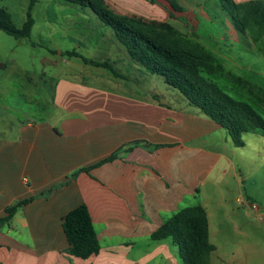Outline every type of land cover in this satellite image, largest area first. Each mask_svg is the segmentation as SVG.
Returning a JSON list of instances; mask_svg holds the SVG:
<instances>
[{"label": "crops", "instance_id": "crops-1", "mask_svg": "<svg viewBox=\"0 0 264 264\" xmlns=\"http://www.w3.org/2000/svg\"><path fill=\"white\" fill-rule=\"evenodd\" d=\"M106 1L114 8H153L162 16L166 10L175 16L170 21L167 16L169 25L181 32L185 8L204 6L203 0H172L183 9L177 12L170 0ZM227 26L217 38L203 37L221 52L230 33L238 48L246 44L252 54L264 56L260 42H250L228 17ZM3 35L0 30V219L7 208L33 201L0 225V264H182L172 239L151 236L175 213L196 205L207 212L215 246L211 264H264V216L253 214L251 205L261 214L264 207L245 191L237 147L226 129L179 92L150 86L146 78L153 74L131 60L118 41L137 74L135 83L113 59L97 62H109L118 76L60 51L62 63L76 59L108 72L89 81L83 71L60 74L53 87L44 69L27 68L35 55L23 39L6 47ZM234 203L247 213L235 211ZM82 204L101 246L87 259L69 254L63 229L64 217Z\"/></svg>", "mask_w": 264, "mask_h": 264}, {"label": "trees", "instance_id": "trees-1", "mask_svg": "<svg viewBox=\"0 0 264 264\" xmlns=\"http://www.w3.org/2000/svg\"><path fill=\"white\" fill-rule=\"evenodd\" d=\"M39 0H30L27 19L21 28L15 26L12 15L0 8V30L17 40L30 38L35 20L32 10ZM89 7L110 27L131 60L152 74L162 76L169 87L177 90L193 107L227 130L234 145L245 146L243 137L257 134L264 138V88L227 69L216 55L199 42L183 36L169 24H157L123 15L105 6V0H65ZM172 9L183 12L175 1ZM220 7L234 29L249 34L255 44L264 38V0L236 3L219 0ZM86 64L110 69L109 62L91 61L75 51ZM224 84H221V83ZM115 156L81 171L89 172ZM33 198L25 199L6 209L0 225L9 223L13 215ZM63 229L70 244L69 254L87 259L98 254L101 246L89 209L85 204L70 211L63 220ZM152 240L172 239L179 249L182 264H211L215 246L210 242L207 212L201 205L181 209L167 219L151 236Z\"/></svg>", "mask_w": 264, "mask_h": 264}, {"label": "rangeland", "instance_id": "rangeland-1", "mask_svg": "<svg viewBox=\"0 0 264 264\" xmlns=\"http://www.w3.org/2000/svg\"><path fill=\"white\" fill-rule=\"evenodd\" d=\"M203 1L204 6L201 8L199 6L185 8L187 12H190L185 13V17L181 20L183 23L179 21L185 29L184 32L180 31V33L190 40L199 42L208 50L211 49V52L217 53L218 55H216L222 60L227 69L264 88V56H260L258 53L252 54L246 44L242 47L245 50L241 46L238 48L233 43V37L230 33L226 34L225 37L228 42L226 46H223L227 50H222L221 52L216 44H212L206 39V37H219L223 30L227 31L228 26L227 16L222 11L219 0ZM105 3V6L119 14L135 16L157 24H169L168 19L169 21L174 20L173 17H175L168 16L169 14L166 10L163 11L164 15L162 16L153 8H114L107 1ZM29 4L30 0H0V8H5L10 12L15 26L18 28H21L27 19ZM83 7L80 4L70 3L65 0L38 1L31 12L35 20L31 36L23 39L26 43L25 47L32 49L33 55H35L33 62L30 61L29 64L26 62L28 64L27 68L31 71L44 69L51 77L53 87L60 74L71 77L83 71L82 74L84 76L82 78L89 81L97 72L106 70L87 66L84 62L76 59L67 58V64L59 61L58 53L60 51L73 50L94 61L115 60V66L121 69L122 73L128 75L127 78L131 81L129 83H135L137 74L129 68V63L123 58L124 53L114 38L113 30L99 25L96 16L89 9ZM202 11L207 13L213 19V22L206 21L201 15ZM181 15V13H178V16ZM196 20L200 23L197 29V23L192 25L187 22L192 21L195 23ZM245 35L250 42L254 43L248 33ZM3 36L5 40L4 42L1 41V44L6 45V47L10 44H16L17 39L14 37L7 34ZM30 41L36 44L35 48L31 47ZM258 45L264 51V38ZM49 58H51V62H48ZM125 69H127L128 73H126ZM94 80L97 79L94 78ZM146 81L150 86H155L161 92H164V90L178 92L167 86L162 76L157 74H149ZM95 82L99 83V81ZM260 110L264 113L262 105H260ZM243 139L245 140V146L242 148L237 147L236 162L242 170L243 178L246 179L245 191L252 193L254 201L264 207V138L257 134H247ZM253 205L255 206L256 204L251 205V211L255 214L252 210ZM256 207L259 209L258 215L263 217L264 214H261L262 211L259 206L256 205ZM233 208L235 211L244 214L248 211L247 209H242L236 203L233 204Z\"/></svg>", "mask_w": 264, "mask_h": 264}, {"label": "built area", "instance_id": "built-area-1", "mask_svg": "<svg viewBox=\"0 0 264 264\" xmlns=\"http://www.w3.org/2000/svg\"><path fill=\"white\" fill-rule=\"evenodd\" d=\"M252 210L255 214H259V209H257L256 205H253Z\"/></svg>", "mask_w": 264, "mask_h": 264}]
</instances>
